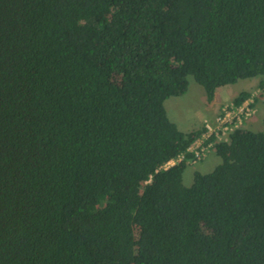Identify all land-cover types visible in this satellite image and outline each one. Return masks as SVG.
<instances>
[{
  "label": "trees",
  "instance_id": "trees-1",
  "mask_svg": "<svg viewBox=\"0 0 264 264\" xmlns=\"http://www.w3.org/2000/svg\"><path fill=\"white\" fill-rule=\"evenodd\" d=\"M188 76L255 106L264 0H0V264H264V120L184 185Z\"/></svg>",
  "mask_w": 264,
  "mask_h": 264
},
{
  "label": "rangeland",
  "instance_id": "rangeland-1",
  "mask_svg": "<svg viewBox=\"0 0 264 264\" xmlns=\"http://www.w3.org/2000/svg\"><path fill=\"white\" fill-rule=\"evenodd\" d=\"M257 80L258 76L240 79L234 84L221 86L225 87L226 94L220 93L218 100H223V103L230 102L233 97L243 90H249L252 94H256L257 88L255 84ZM261 95L259 96L261 97ZM220 105L217 107L213 106L212 108L209 101L206 100V95L202 86L191 76H188V88L183 95L171 96L164 101V108L168 118L174 122L177 128L182 132L193 130L203 125L204 121L212 120ZM255 108V113L248 119V128L254 131H260L263 128L264 103H259L257 101ZM219 161L220 159L215 153L209 152L203 159L190 163L183 170V184L187 186L190 185L195 171L207 173L211 171Z\"/></svg>",
  "mask_w": 264,
  "mask_h": 264
},
{
  "label": "built area",
  "instance_id": "built-area-1",
  "mask_svg": "<svg viewBox=\"0 0 264 264\" xmlns=\"http://www.w3.org/2000/svg\"><path fill=\"white\" fill-rule=\"evenodd\" d=\"M252 102V98H248L238 105L232 102L221 104L214 118L204 121L203 133L186 148V151L192 155L191 163L206 157L212 146V139L226 140L230 133L238 129L245 120L251 117L256 111ZM182 157L183 154H179L176 158L166 161L162 167H170L180 161Z\"/></svg>",
  "mask_w": 264,
  "mask_h": 264
},
{
  "label": "crops",
  "instance_id": "crops-1",
  "mask_svg": "<svg viewBox=\"0 0 264 264\" xmlns=\"http://www.w3.org/2000/svg\"><path fill=\"white\" fill-rule=\"evenodd\" d=\"M220 93H225V94H226L225 87H219V88L216 89V91H215V93H214V96H213L212 100L209 101L210 106H211L212 108H213V106L217 107V106H219L221 103H223V100H222V101H221V100H218ZM217 102H218V103H217ZM258 102H259V103H264V95L261 96V97H260V96L258 97ZM216 103H217V104H216ZM214 110H216V109H214ZM214 110H213V112H214ZM248 121H249V120H246V122H245V126H247V127H248Z\"/></svg>",
  "mask_w": 264,
  "mask_h": 264
}]
</instances>
